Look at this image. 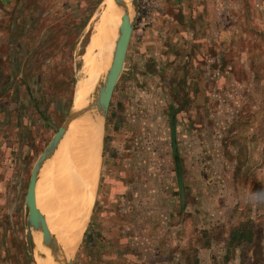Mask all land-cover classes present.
Returning <instances> with one entry per match:
<instances>
[{"label": "rangeland", "instance_id": "rangeland-1", "mask_svg": "<svg viewBox=\"0 0 264 264\" xmlns=\"http://www.w3.org/2000/svg\"><path fill=\"white\" fill-rule=\"evenodd\" d=\"M102 1L0 0V107L24 108L40 151L73 110ZM135 6L136 25L104 123L99 199L72 264H165L152 261L160 255L136 258L144 246L138 237L139 247L133 245L141 227L136 197L140 184L159 174L158 165L163 172L171 165L176 175V155L191 193L221 183L264 206V0H136ZM21 172L7 183L0 170V264H36L30 176ZM178 190L175 185L177 196ZM259 223L256 217V228Z\"/></svg>", "mask_w": 264, "mask_h": 264}, {"label": "crops", "instance_id": "crops-1", "mask_svg": "<svg viewBox=\"0 0 264 264\" xmlns=\"http://www.w3.org/2000/svg\"><path fill=\"white\" fill-rule=\"evenodd\" d=\"M43 114V110L38 108L37 115L42 117ZM2 125H6V132ZM35 129L34 121L26 118L22 106L14 108L10 104L9 109L0 107V165H3L0 170L4 173L5 168L7 183L14 178L16 170L22 171L24 176L28 172L30 189L37 163L50 143L40 151L41 139L38 144L32 143L38 136ZM103 149L104 136L98 185L91 207L93 212L104 175ZM174 166L176 175L172 174L171 165L163 172L164 166L160 164L156 168L159 174L153 171V179L139 186L136 206L141 227L133 245L139 247L138 237L144 246L140 244L142 255L138 254L136 258L141 260L145 255L151 258L160 255V260L152 261L165 264H264V206L259 207L260 199L254 201V195L250 201L248 197L240 198L233 186L224 191L221 183H215L213 190L191 193L178 155ZM175 185L179 189V198L174 191ZM195 196L196 200L198 198L194 204L196 207L191 208ZM256 217L257 221L261 220L259 225L262 228H256ZM148 233L153 235L150 237Z\"/></svg>", "mask_w": 264, "mask_h": 264}, {"label": "bare ground", "instance_id": "bare-ground-1", "mask_svg": "<svg viewBox=\"0 0 264 264\" xmlns=\"http://www.w3.org/2000/svg\"><path fill=\"white\" fill-rule=\"evenodd\" d=\"M124 1L130 11L132 1L136 4V0ZM126 5L120 0H103L92 17L72 110L84 115L72 121L40 181L37 198L44 215L29 221L36 264H64L73 259L79 238L87 229L98 185L104 130L98 99L128 18ZM58 169L59 178L51 189Z\"/></svg>", "mask_w": 264, "mask_h": 264}, {"label": "water", "instance_id": "water-1", "mask_svg": "<svg viewBox=\"0 0 264 264\" xmlns=\"http://www.w3.org/2000/svg\"><path fill=\"white\" fill-rule=\"evenodd\" d=\"M123 5H126L124 0H120ZM126 9L128 11V18L123 30V33L121 34V37L118 41L116 51L114 54L113 62L111 65V68L107 74L106 80L103 83V86L101 88L100 97L98 99V112L99 114L104 118V123L108 118V113L111 106V101L114 95L115 88L117 86V83L121 77V74L123 72L128 49L130 45V41L132 38L133 31L136 25L137 21V13H136V6L134 2L132 1L131 4V11L130 7L126 5ZM84 113H75L71 111L69 115L67 116L66 120L62 124V126L59 128L57 133L54 135L52 140L50 141L49 145L47 146L46 150H44L43 155L39 159L37 166L35 168L33 178L30 185L29 190V205H30V215L28 220L31 218H38L44 215L42 212V209H40L41 202L40 199L37 198V189L40 188V181L43 179L44 175H46V170L48 166L51 164L52 159L54 155L56 154V150L59 149L60 145L62 144L66 134L68 133L70 124L75 118L83 116ZM40 202V204L38 203ZM43 203V200H42ZM61 246L60 250L61 251ZM73 259H69L63 261L64 264H72Z\"/></svg>", "mask_w": 264, "mask_h": 264}]
</instances>
